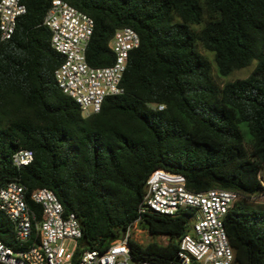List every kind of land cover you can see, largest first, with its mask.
I'll return each mask as SVG.
<instances>
[{
    "label": "trees",
    "instance_id": "16d2710c",
    "mask_svg": "<svg viewBox=\"0 0 264 264\" xmlns=\"http://www.w3.org/2000/svg\"><path fill=\"white\" fill-rule=\"evenodd\" d=\"M64 1L93 19L91 66L112 63L108 42L117 28L138 33L123 92L84 116L54 78L63 56L42 24L50 0H22L26 12L11 38L0 40V186L17 179L28 193L52 190L79 220L77 254L103 250L138 220L168 241L131 238L132 258L170 264L190 213L139 216L138 206L154 169L179 173L190 191L238 195L224 218L234 264H264V207L247 202L264 191V0ZM253 60L244 78H214L213 69L227 76ZM19 148L31 150L33 160L17 168L11 155ZM32 207L40 218V206ZM9 231L1 215L0 237L12 245Z\"/></svg>",
    "mask_w": 264,
    "mask_h": 264
},
{
    "label": "built area",
    "instance_id": "2783aa9c",
    "mask_svg": "<svg viewBox=\"0 0 264 264\" xmlns=\"http://www.w3.org/2000/svg\"><path fill=\"white\" fill-rule=\"evenodd\" d=\"M26 12L22 0H0V40L11 38L17 18ZM42 24L50 30L51 47L63 56L54 70L58 88L71 97L84 116L100 110L105 97L123 92L121 79L129 52L138 47L139 35L130 27L117 28L108 42L114 58L105 66H91L86 49L93 32V19L64 0H50ZM162 108V106H159ZM33 153L19 148L11 155L14 166L31 163ZM264 187V181L261 180ZM238 195L228 189L193 192L185 177L157 168L148 176L138 213L152 212L176 217L189 212L188 226L177 240L175 260L170 264H234L224 218ZM40 206V218L32 207ZM10 225L13 244L0 237V264H153L135 261L128 240L138 220L103 250L76 253L82 236L79 220L65 212L52 190L41 187L27 192L17 179L0 186V216ZM163 237L167 243L166 235Z\"/></svg>",
    "mask_w": 264,
    "mask_h": 264
},
{
    "label": "rangeland",
    "instance_id": "374dc122",
    "mask_svg": "<svg viewBox=\"0 0 264 264\" xmlns=\"http://www.w3.org/2000/svg\"><path fill=\"white\" fill-rule=\"evenodd\" d=\"M199 49L204 55L209 57V59H212V57H213L212 53L204 50L202 47H199ZM254 67H255V61L253 60L250 65H248L244 68H241V69H236L227 76H218L216 74L215 69H213V75H214V78L217 82L223 83L225 81L234 80L237 78H244V77L248 76L253 71ZM260 176H261V180L263 179V181H264V169L261 170ZM247 202L251 205L264 207V191H262L258 194L252 195L247 200ZM131 238L133 240H135L136 242L141 243V244H145V243L152 241V240L159 242V243H164L163 237L151 236L150 234H148L147 231L143 230L138 225L133 230Z\"/></svg>",
    "mask_w": 264,
    "mask_h": 264
}]
</instances>
